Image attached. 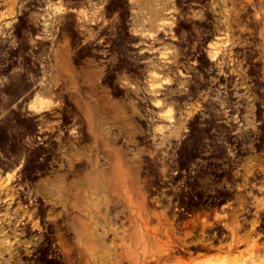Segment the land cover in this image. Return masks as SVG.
Here are the masks:
<instances>
[{"label": "rangeland", "instance_id": "374dc122", "mask_svg": "<svg viewBox=\"0 0 264 264\" xmlns=\"http://www.w3.org/2000/svg\"><path fill=\"white\" fill-rule=\"evenodd\" d=\"M5 187L31 213L0 235L16 238L8 264H232L264 251V0H0ZM210 191L230 205L216 242Z\"/></svg>", "mask_w": 264, "mask_h": 264}, {"label": "bare ground", "instance_id": "6f19581e", "mask_svg": "<svg viewBox=\"0 0 264 264\" xmlns=\"http://www.w3.org/2000/svg\"><path fill=\"white\" fill-rule=\"evenodd\" d=\"M159 23L160 26H162L164 25L165 21L160 20ZM211 41H209L208 44L211 43ZM211 44L214 45V43ZM215 53L216 51L209 50V54L212 57L215 55ZM9 188L5 187L4 189H0V203L5 202L4 211L0 212V235H4L7 232V230H12L15 234L22 233L23 227L19 226L18 224L20 223L25 224V222L31 218L30 212L27 213L23 212L19 214V209H21L20 202H18V205L15 204L16 206L13 205V207H11L12 202L15 201V198L19 194H17L16 192L12 191ZM31 224L33 227L38 226L36 220H32ZM18 229L20 230L18 231ZM15 239L16 238L14 239L9 238L8 235L4 237H0V264H8L9 262H11L10 259L13 256V254L19 252L18 250L14 251V248H11ZM4 254H6V256H4ZM18 262L19 261L16 260L15 264H19ZM213 262L215 264H226L225 258H219ZM232 264H264V251L261 250L260 247L251 246L245 249L237 256H234L232 260Z\"/></svg>", "mask_w": 264, "mask_h": 264}, {"label": "flooded vegetation", "instance_id": "af4514ba", "mask_svg": "<svg viewBox=\"0 0 264 264\" xmlns=\"http://www.w3.org/2000/svg\"><path fill=\"white\" fill-rule=\"evenodd\" d=\"M209 160H212V158H209ZM183 171L184 170L174 171L178 181L180 177L184 176L182 174ZM218 176L221 177V174ZM220 188L222 191L223 188L222 187ZM192 201L196 202L195 197L191 198L189 202H192ZM228 202L229 200L227 199L225 200L224 195L222 193L219 194V192L210 191V195L206 196L204 205L207 207L206 212L211 217L207 221L209 225L208 228L210 229L207 232V235L210 236L208 241H213V242L220 241L223 238V236L226 235V232L224 230L226 229V227L223 226L224 220H222V218L228 217V213H230V210L227 209V207L230 206ZM190 208H191V205H189V203L188 205H182L179 207H175V209L177 210L176 214L180 216V218H178L176 221V226L178 228L177 230L183 231L182 227L185 225V222L191 219V217H189L192 214L190 211ZM220 210H225V211L221 212ZM253 212H254V209L251 210V213ZM247 215H249V212L246 215L242 214L240 216L241 221L239 223L241 225V228L249 229L251 227V224H252L251 219H253L254 216H247ZM217 218H219V220H217ZM257 224H260V223L258 222ZM241 234H243V229H242Z\"/></svg>", "mask_w": 264, "mask_h": 264}, {"label": "crops", "instance_id": "0c3cea01", "mask_svg": "<svg viewBox=\"0 0 264 264\" xmlns=\"http://www.w3.org/2000/svg\"><path fill=\"white\" fill-rule=\"evenodd\" d=\"M101 175V173H100ZM74 182L73 181H66L65 183V188H68L70 185H72ZM79 184V187H81L82 190H86L87 186L81 181ZM63 183L59 182L58 184L53 183V192L56 193L58 192L57 189L58 188H63ZM55 189V190H54ZM55 199H62V196H53ZM73 202L75 204V206L81 210L85 209L89 203L88 199L82 195H77L75 198H73ZM74 219V218H73ZM75 219L77 220L76 222V236L78 239L84 240V238L86 237V235L84 233H82L83 231V223H79V216H75Z\"/></svg>", "mask_w": 264, "mask_h": 264}]
</instances>
